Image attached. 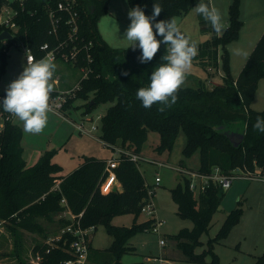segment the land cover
Masks as SVG:
<instances>
[{
    "label": "trees",
    "instance_id": "trees-1",
    "mask_svg": "<svg viewBox=\"0 0 264 264\" xmlns=\"http://www.w3.org/2000/svg\"><path fill=\"white\" fill-rule=\"evenodd\" d=\"M111 0H77L80 29L74 45H78L76 67L91 68L87 77H81L80 88L75 96L70 97L64 106L69 107L77 96L89 99L87 112L99 102H110L102 120L101 138L111 147L119 146L143 156V148L150 131L160 135L157 146L159 152L171 151L179 134L183 131L186 143L183 154L191 157L200 151V173H210L220 167L225 173L235 169L255 166L264 168V133L254 130L257 117L264 118V108L255 110L251 104L256 96L258 81L264 76V33L249 54L238 77L231 73L227 45L238 39L243 20L241 18L242 0H232L229 6V25L221 36H217L201 16L203 29L209 30L212 37L203 44H198V60L209 69L218 64L219 48L223 54V83L213 88L203 83L195 86H183L179 91L177 103L164 112L158 111L159 105L145 109L136 99L140 87L149 84L152 71L166 54V45L161 44L152 61L140 63L141 50L137 47L114 48L100 35L98 19L108 13ZM59 0H0V8L10 3L17 15L15 21L19 29L16 39L30 48L37 59L44 55L41 46L49 43L55 47L67 39L65 20L68 15L58 10ZM200 2L210 4V0H128L130 8L141 7L145 14L151 16L153 4L158 3L163 11L159 20L171 19L182 15ZM62 16L58 33L51 32L50 12ZM162 39V37H157ZM10 44V40H9ZM8 44V45H9ZM69 45H73L72 43ZM90 55V57H88ZM8 63V46L0 42V72L6 70ZM127 72L128 75H122ZM93 103L91 104V102ZM228 129L245 131L243 143L235 147L224 134ZM23 129L11 119L5 123L0 132V224L6 223L16 236L17 249L20 247L21 231L42 234L47 239L66 226L68 220L61 216L65 196L69 206L76 214L83 213L82 225L89 227L104 224L113 236L111 246L106 250L112 253L113 264H124V254L135 253V246L129 243L135 230H153L154 220L149 219L137 226L113 225L111 218L120 212H139L150 199L149 184L139 168V162L122 153L117 157L115 169L122 189H113L103 193L100 188L109 159L86 156L84 162L74 171L63 175L62 166L53 161L54 151H46L34 164H29L24 157L22 143ZM186 178L185 172L180 170ZM58 188H55L56 185ZM220 187L211 184L206 190L195 192L190 188L186 178L185 187L180 182L171 189L177 212L193 221L192 228H182L171 234L166 243L171 241L169 254L163 258L186 264H202L208 254L213 256L212 264H219L217 254L210 245L203 252L197 249L203 246L201 237L206 233L219 209L224 196ZM155 194V192H154ZM154 194L152 196H154ZM240 207L233 208L217 239L228 234L235 222L239 220ZM48 243L38 244L34 251L43 256L41 264H63L73 257L69 246L62 244L50 248ZM92 248V247H91ZM97 250V252H98ZM171 255V256H169ZM129 264H144L135 262Z\"/></svg>",
    "mask_w": 264,
    "mask_h": 264
},
{
    "label": "rangeland",
    "instance_id": "rangeland-1",
    "mask_svg": "<svg viewBox=\"0 0 264 264\" xmlns=\"http://www.w3.org/2000/svg\"><path fill=\"white\" fill-rule=\"evenodd\" d=\"M250 1L252 2L250 4L252 11L255 10L252 5L264 4V0ZM110 4L108 13L98 19V30L110 46L119 49L126 48L129 46V42L124 39V34L131 21L125 11L131 9L130 5L128 0H111ZM195 6L186 13L173 17L181 31L198 45L209 40L213 32L203 29L201 16L194 11ZM224 16L229 18V8L225 11ZM247 16L249 17V15ZM255 17L256 14L251 13V20ZM255 46L254 39H251L245 28L242 30L239 40L236 39L227 45L231 73L235 78L240 74ZM235 49L243 50L247 56L234 55ZM225 52L224 47L221 46L218 64H212L211 69L205 68L197 57L194 58L192 69L187 77L198 79L208 88L222 84L223 54ZM26 53L21 41L14 36L8 45L6 70L3 73L0 72V92L6 91L8 85L22 73L27 65ZM65 64L66 68L70 66ZM71 74L73 77L70 85H74L83 73L80 69H75ZM192 81L190 79L189 82H185L184 86H195L191 83ZM90 99L80 95L74 98L72 105L63 109L61 114L49 111L47 126L41 134L32 135L23 130L24 157L29 164L36 163L43 153L53 150V161L62 166L61 173L66 175L77 169L84 162L86 156L106 159L120 156L118 149L106 144L101 138V117L105 114L110 102H99L87 112L86 104ZM251 107L255 110L264 108V76L260 77L258 81L257 93ZM15 119L19 123L16 117ZM80 121L85 122L87 129H90L93 124H96L98 128L93 130L91 134L83 133L73 125V122ZM19 124L23 129V124ZM159 143V133L150 131L149 138L143 148L144 157L139 163V168L142 170L147 183L151 185L155 183L158 176L161 178L160 185L156 186L153 197L157 202V216L165 220V224L160 230L161 234L153 230H135L129 239V243L135 246V253L123 255L122 260L124 262L144 263L147 261L145 264H156L162 249L164 248L163 252L169 254L172 245V242L169 241L164 247L160 246V238H169L171 234L178 233L182 228L194 226L191 219L178 214L171 189L180 182L185 187L186 178L190 181H201L200 178L189 174V170L199 168L200 151H196L191 157L184 156L183 148L186 143V135L183 131L180 132L171 151L159 152L157 150ZM154 159L164 161L167 165L157 164ZM180 170L185 172L186 178L182 176ZM239 172L243 173L242 170ZM223 191L225 192L224 196L219 209L213 216L211 226L201 237L204 244L197 251L203 252L212 241L211 248L217 254L219 264H264V181L238 177L233 181L230 188ZM237 206L242 210L239 220L233 224L228 234L217 239V234L229 212ZM149 219L151 217L142 210L139 212H120L113 215L111 223L117 226L133 227ZM46 240L47 238L42 234L22 230L20 247L17 249L16 236L11 231L10 226L6 223L0 224V264H34L36 260L34 248L38 244L45 243ZM112 242L113 236L108 228L104 224H99L91 234L92 249L87 264H113L114 258L109 251L101 250L102 254L94 256L98 249H106L111 246ZM212 258L213 256L208 254L206 262L202 264H212ZM158 262L160 264H173L172 261Z\"/></svg>",
    "mask_w": 264,
    "mask_h": 264
},
{
    "label": "clouds",
    "instance_id": "clouds-1",
    "mask_svg": "<svg viewBox=\"0 0 264 264\" xmlns=\"http://www.w3.org/2000/svg\"><path fill=\"white\" fill-rule=\"evenodd\" d=\"M162 11L158 3L153 4L151 16L146 15L139 6L130 9L128 17L131 22L124 34L129 47L133 50L138 47L141 50L138 57L140 63L152 61L161 44L166 45V54L161 57L162 63L152 71L149 84L140 87L136 92V99L145 109L159 105L160 112L177 103L179 91L184 86L194 58L199 52L198 45L181 31L174 17L157 21ZM194 11L210 24L217 36L227 30L221 12L215 6L200 2ZM158 36L162 39H157ZM233 54L247 56L241 49H235ZM55 72L53 58L34 60L29 57L22 73L6 89L0 106L4 112L22 122L23 130L28 134H41L47 126ZM122 75L127 76L128 73L123 72ZM253 128L264 133V118L257 117Z\"/></svg>",
    "mask_w": 264,
    "mask_h": 264
},
{
    "label": "built area",
    "instance_id": "built-area-1",
    "mask_svg": "<svg viewBox=\"0 0 264 264\" xmlns=\"http://www.w3.org/2000/svg\"><path fill=\"white\" fill-rule=\"evenodd\" d=\"M12 1V0H8ZM78 3L77 0H59L58 2V10L65 12L68 17L65 20V24L68 27L67 29V39L63 42H60L55 47H51L50 44L44 43L41 46V49L44 51V57H51L54 59V62L58 60H62L65 63L71 65L72 67H76L77 62L79 60L78 57V45H74L75 40L78 37V32L80 29L79 22V12L77 9ZM17 15V11L15 8L10 5V3L3 5L0 8V33L3 31H9L12 34V38L16 36V32L19 29L18 23L15 21V16ZM50 18L52 23L51 32L58 33L62 16L57 17L56 13L53 11L50 12ZM11 38V39H12ZM4 39L1 40L5 46H8L9 40ZM0 41V42H1ZM69 43L73 45H69ZM24 46V45H23ZM26 49V61L28 62V58L31 57L34 60H39L36 58L34 52L24 46ZM90 57V55L88 56ZM41 59V58H40ZM82 71V77H87L88 72L91 68L81 67L78 68ZM211 69V68H209ZM80 88V83L74 87L73 89L62 90L56 93L52 92L50 96V112H54L56 114H61L66 102L70 97L75 96L76 90ZM6 95V91L0 92V103H2L3 98ZM13 115H10L7 112L3 111L2 106H0V132L4 129L5 123L11 119H14ZM74 126L83 133L91 134L93 130H96L98 126L93 124L90 129H87L85 122H73ZM104 141V140H103ZM105 142V141H104ZM106 143V142H105ZM107 144V143H106ZM114 149H118L120 154L125 153L129 155V157L136 162L143 160V156L133 153L132 151L125 149L120 146H115ZM157 164L167 165L166 162L154 159ZM119 160L117 157H113L108 159L106 162L105 173L101 180L100 188L103 193H109L113 189H116V185L119 182L116 168L118 166ZM242 170L243 173L239 171ZM184 172V171H183ZM189 174L193 177L200 178V182L190 181V188L195 192L204 191L211 184H214L221 188V190L228 189L231 187L233 181L238 177L248 178L250 180H259L264 181V168L261 166H255L253 169L242 167L235 169L232 173H225L222 171L220 167H215L210 173H200L198 170L191 169L189 170ZM161 178L158 176L154 183V186H150L148 191L150 194V199L142 206L141 210L147 213L152 220H154L153 231L161 234L160 230L162 226L165 224V220L158 218L157 216V206L154 202V197L152 196L155 192L156 186L160 185ZM57 184L55 188H58ZM61 204L63 205V210L61 211V216L68 220V223L64 228H62L59 232L52 235L46 240V243L50 246V248L57 247L62 244L63 246H69V251L72 253L73 257L66 260L63 264H87L89 260L90 253V240L91 234L96 229L94 225L89 227H84L82 225V217L83 211L76 214L72 211L69 206L68 200L65 196H63L61 200ZM166 239L160 238V245H166ZM47 248L46 251L49 252L51 249ZM36 260L34 264H41V260L43 258L40 252L36 253ZM173 264H186L183 262H173Z\"/></svg>",
    "mask_w": 264,
    "mask_h": 264
},
{
    "label": "crops",
    "instance_id": "crops-1",
    "mask_svg": "<svg viewBox=\"0 0 264 264\" xmlns=\"http://www.w3.org/2000/svg\"><path fill=\"white\" fill-rule=\"evenodd\" d=\"M231 1L232 0H210L211 5L215 6L221 12L222 17H223V22H224L226 28L229 25V18L225 17L224 14H225V11H227V9L229 8ZM251 3L252 2L250 0H243L242 1L241 18L243 20V27L241 29V32H242V30L244 28L247 29L249 35L251 36V39H254L255 43L257 44L258 40L261 38V36L264 33V4H260V6L259 5H256V6L252 5V8L253 7L255 8V10L252 11L250 9V4ZM110 7H111V4H109V8ZM249 9L251 10L250 14H249ZM128 12L129 11H127V10L125 11V13H127V15H128ZM251 13L256 14V17L253 20H251ZM247 15H249V17ZM244 17H245V19H244ZM241 32H240L239 38L237 40L240 39ZM99 33L103 37V34L100 31H99ZM114 48H116V47H114ZM55 64H56V72H55L54 81H53L54 82V91H53L54 93H56L58 91H62V90L73 89L74 87H76L80 83V80H81L82 76L77 79V82H75L74 85H70V83H71L70 81H71V79L73 77L71 72L73 73V71L75 69H78V68L72 67L71 65L68 66L69 68L68 67L66 68L65 67V65H66L65 62L62 61V60L56 61ZM190 79L193 80L191 82L193 85H197L199 83L198 79H194L193 77H187L186 82H189ZM14 122H16L15 118H14ZM19 123H22V122L19 121ZM19 123H17V124H19ZM103 159H106V158H103ZM116 189H119V190L122 189V185H121L120 182L117 183ZM154 202H155V204L157 203L156 199H154ZM176 206H177V204H176ZM177 208H178V206H177ZM91 249L92 248H91V240H90L89 257L91 255ZM163 251H164V248L162 249V253L159 256L160 258L158 259V261H163V262L172 261V260L165 259V258L162 257L163 253H164ZM97 254H102V251L101 250H98V252L96 251L94 253V256H96ZM150 260H151V258H150ZM150 260H148V261H150ZM141 261H143V260H141ZM158 261H157L156 264H160V262H158ZM122 262L124 264H126V263L129 264V261L128 262H124L122 260ZM145 262H147V261H144V264H145ZM172 262H174V261H172Z\"/></svg>",
    "mask_w": 264,
    "mask_h": 264
},
{
    "label": "water",
    "instance_id": "water-1",
    "mask_svg": "<svg viewBox=\"0 0 264 264\" xmlns=\"http://www.w3.org/2000/svg\"><path fill=\"white\" fill-rule=\"evenodd\" d=\"M12 34L9 31H3L0 33V41L4 39H11ZM93 101L91 102V104ZM225 129L224 134L229 137L230 141L235 147L240 146L244 139H245V131H241L240 129H228L225 126H223Z\"/></svg>",
    "mask_w": 264,
    "mask_h": 264
}]
</instances>
